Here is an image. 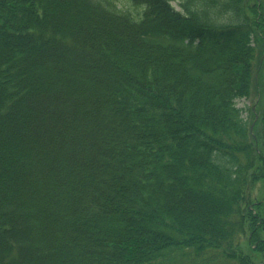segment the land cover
Listing matches in <instances>:
<instances>
[{
	"label": "trees",
	"instance_id": "1",
	"mask_svg": "<svg viewBox=\"0 0 264 264\" xmlns=\"http://www.w3.org/2000/svg\"><path fill=\"white\" fill-rule=\"evenodd\" d=\"M257 44L264 0H0V264H264Z\"/></svg>",
	"mask_w": 264,
	"mask_h": 264
},
{
	"label": "rangeland",
	"instance_id": "2",
	"mask_svg": "<svg viewBox=\"0 0 264 264\" xmlns=\"http://www.w3.org/2000/svg\"><path fill=\"white\" fill-rule=\"evenodd\" d=\"M176 7H178L177 3L174 4ZM260 44H257V48H258V60H257V66L258 68L261 67V74H260V79H259V84H258V80H254L253 82V89H252V94L248 99H242L239 101L238 106L241 108H246L247 111L244 112V117L249 120L250 122H252V120L254 119V117L258 114V112H260V108L262 109V103L264 102V73H263V69H264V62L261 63L262 60V55L261 53H259L260 50ZM111 76L106 74L105 76H94V79L99 80L101 83H104L108 80H110ZM251 108H253L254 110L251 111ZM250 109V110H249ZM261 114V112L259 113ZM106 177H102L99 178L101 186L104 185V182L106 181ZM263 187L262 184L259 183L256 186V193L255 195H259L262 191ZM261 257L257 255V259L256 262H260L261 261Z\"/></svg>",
	"mask_w": 264,
	"mask_h": 264
}]
</instances>
